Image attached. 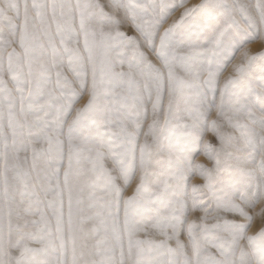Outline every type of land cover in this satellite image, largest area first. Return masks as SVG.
<instances>
[{
  "label": "snow or ice",
  "instance_id": "6c2138e0",
  "mask_svg": "<svg viewBox=\"0 0 264 264\" xmlns=\"http://www.w3.org/2000/svg\"><path fill=\"white\" fill-rule=\"evenodd\" d=\"M262 203L264 0H0V264H264Z\"/></svg>",
  "mask_w": 264,
  "mask_h": 264
},
{
  "label": "rangeland",
  "instance_id": "374dc122",
  "mask_svg": "<svg viewBox=\"0 0 264 264\" xmlns=\"http://www.w3.org/2000/svg\"><path fill=\"white\" fill-rule=\"evenodd\" d=\"M200 0H188V3L189 4H195V3H199ZM260 46V42H257L256 44H254L252 47H253V50H255L256 48H258ZM213 115H215L213 113ZM207 139H213L214 140V137L212 136V133H208L207 136H206ZM197 159L201 162V163H204V164H207L209 166H211V161H209L207 159V157L203 156V155H198L197 156ZM197 182H202V181H199L197 179ZM134 186V185H133ZM131 193V189H129V192L126 193V194H130ZM262 209H264V203L262 204H258L256 206L255 209L251 210L253 211L254 213H258L259 215H256L255 216V220H254V223H253V226L252 228L250 229L251 232L255 233L257 231H259V228L261 226H264V211H262Z\"/></svg>",
  "mask_w": 264,
  "mask_h": 264
}]
</instances>
